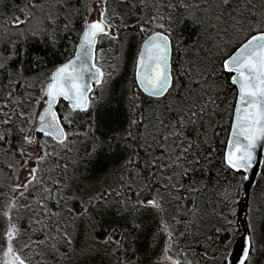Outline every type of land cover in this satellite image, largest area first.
<instances>
[{"label": "trees", "instance_id": "16d2710c", "mask_svg": "<svg viewBox=\"0 0 264 264\" xmlns=\"http://www.w3.org/2000/svg\"><path fill=\"white\" fill-rule=\"evenodd\" d=\"M90 1L67 0L62 7L66 18L60 21L63 25L60 31L55 35L21 38L11 57L3 59L0 56V136L5 137L0 140V166L7 165L9 156L19 158L25 149V137L32 117L21 115V108L28 99L41 95V89L49 82L52 72L74 54ZM263 1L251 0L250 4H245L244 0H239V3H234V7L243 8V12H234L231 17L226 14L227 22L219 26L216 32L209 19L207 24L210 23L211 29L207 25L208 29L204 28L199 18L195 17L206 18L204 10L209 9L213 0L205 5L198 4L196 0H158L138 23L121 28V36L134 33L138 42L135 39L129 41L122 71L108 85L102 103L92 105L88 113H76L79 122L92 125L93 134L104 142V146L92 157L76 165V176L91 177L99 171L123 164L125 171L141 169L144 182L149 183L153 178L154 188L160 187L158 166L165 157L162 149L164 134L166 125L173 121L180 133L176 140L182 146L177 176L185 189H181L180 202H184L186 194L194 195L196 211L203 207L201 214L209 215V211L214 210L221 200L236 196L244 175L227 167L224 153L237 89L231 84L230 74L223 71L222 65L228 56L260 29L264 12L259 6ZM26 2L30 0H0V46L3 45V31L9 18L16 16ZM143 4V0H108L107 8L111 14L118 5L134 10ZM241 14L245 19L241 18ZM155 32L168 35L173 48V86L163 98L145 95L134 75L136 54L143 41ZM103 38L106 37L100 39ZM66 108L69 109L68 104L61 101L58 111L65 126L63 116ZM192 112L196 115L192 116ZM162 114L163 119L160 118ZM126 130L128 134L124 135ZM36 136L40 139L48 137L41 134ZM154 171L156 174H153ZM53 178L62 184L66 179L64 168L56 171ZM135 187L124 184L117 201L125 196L138 200L143 192L137 194ZM57 189L53 184L48 196L43 199L47 205L44 212L48 213L43 219L52 230L63 227L64 220L68 218L63 202L65 199L63 196L61 200L56 198ZM250 200L248 215L252 208V217L260 213L259 219L252 221L246 214L249 237L255 244L252 257L255 264H264V165ZM229 204V212L233 211L234 215L233 231L239 233L240 200L236 197ZM100 210L97 214L98 224L101 227H114L120 239L128 242L134 253V258L127 261L123 256L124 249H119L117 257H111L113 264H163L167 261L164 256L166 247H170L180 264L208 262L206 252L216 239L215 228L206 232L204 224H201L200 236L195 237L196 232L187 230L169 246V238L164 243L163 233L157 229L159 214L155 209L145 207L136 212L132 205L126 210L121 207ZM38 212L42 214V210ZM250 221L255 229H251ZM3 228L4 220L0 217V241ZM79 264H111V260L101 254H88Z\"/></svg>", "mask_w": 264, "mask_h": 264}, {"label": "rangeland", "instance_id": "374dc122", "mask_svg": "<svg viewBox=\"0 0 264 264\" xmlns=\"http://www.w3.org/2000/svg\"><path fill=\"white\" fill-rule=\"evenodd\" d=\"M139 1L141 2V0ZM143 1L144 4L134 10L121 8L118 5L114 7L111 14H109L107 8L108 0L106 2L105 0H91L86 8L83 30L89 21L99 20L101 12L106 10L108 22L111 24L108 31L110 36L116 37L115 39L106 37L98 42V66H101L105 72L107 82L98 86L92 93L94 97L92 105L94 106L102 103L108 91V85L114 79V76L122 71L124 60L127 58L129 41L135 39L138 42V37L134 33H127L121 36L120 29L131 27L138 23L139 19L148 13L150 11L149 8L153 7L158 0ZM213 1L214 3L209 9L204 10L206 18L198 15L195 17L199 18L204 28L208 26L211 29L210 23L207 24L209 19L211 25H213V30L216 32V30L220 29L218 28L219 26L227 22V19L225 17L226 14L221 18L222 9L218 6L217 0ZM66 2L67 0H35L26 2L16 16L9 18V23L3 31L4 41L3 45L0 46L1 58L11 57L15 45L21 38L43 37L46 34L55 35L54 33L60 31L63 27L60 21L63 17L66 18V12L62 8ZM196 2L200 5H205L210 0H196ZM259 9L264 12V1L260 4ZM241 18L245 19V16L241 14ZM17 20L20 21L19 24L16 23ZM45 88L46 85L41 89L40 96L35 99H28L21 108V115L32 117L30 126L33 124L37 112L44 104ZM63 117H70L72 121L70 124L65 121L68 133L66 145L62 146L50 137L40 139L36 135H30L29 126L25 138L28 140V138L32 137L33 143L29 144L27 142L19 158L9 156L7 165L0 166V217L4 220L0 245L4 244L5 234L9 226L8 217L11 216L12 221L19 229L13 244L29 264H79L85 255L88 254L104 255L113 264L114 259L111 257H117L119 249H124V260L130 261L134 258L130 244L120 239L121 237L114 227H101L98 224L97 214L103 208L112 210L116 207H121L126 210L132 205H134L136 212H139V209L145 208L144 206H138L140 201L155 198L161 205L159 209H153L159 214L157 229L163 233L164 243L167 241V230L171 237H169L170 246L173 241L179 239L184 231H193L197 233L195 237L200 236V226L204 224V228L207 229L206 232H210L212 228H215L214 231L217 232L216 239L210 243L206 252L208 257L206 264H227L232 245L242 232L241 226L239 233L233 231L234 215L233 211L229 212L231 208L229 203L233 202L236 197L241 202L244 176L236 196L233 195V197L230 196L226 200H221L214 210L209 211V215L201 214L200 209H203V207L196 211L194 195L188 196L186 194V199L181 203V189L185 188L179 176H177V172L181 166L179 152L182 146L176 140L180 133L177 124L173 121L166 125L164 134L165 143L162 149L165 157L162 158V162L158 166L161 181L160 187L154 188L153 178H151L149 183L144 182L145 178L141 169L136 168L125 171L123 164L117 168L112 167L108 170L99 171L97 175L91 177L87 175L76 176V165L82 160L92 157L98 149L104 146V142L93 134L92 125L79 122L78 116L76 113H72L70 107L64 110ZM160 118L163 119L164 115L162 114ZM127 134L128 130L124 132V135ZM41 156L44 157L43 160L38 161L37 157ZM56 156H59V158ZM62 158L63 160H61ZM33 168L37 169L36 178L38 182L30 184L25 189L22 186L30 179L29 173ZM62 168H64L66 179L60 184L53 178V174ZM153 174H156V172L154 171ZM53 184L58 188L56 198L61 200L63 196V199H65L63 202L66 204L68 217L64 220L63 227L57 230H52L50 224L43 219L44 210L47 208L43 199L48 196L47 193ZM124 184L136 186L137 194L143 192L138 200L132 197L126 198L125 196L117 201L118 193H120ZM18 185L21 187L18 188ZM21 192L23 195H21ZM39 202H43L45 206L43 209L40 207ZM13 203L15 207H11ZM249 206L250 202L246 210L247 215ZM10 208L11 211H9ZM84 209H87V211L85 212ZM39 210H42V214L38 212ZM252 211L253 208L250 209L249 220L259 219L260 213L257 214L255 212L257 215L252 217ZM34 212L36 213L35 215H33ZM246 214L244 220L250 236ZM37 220H40L42 225H37ZM41 226L46 229V234L41 231ZM251 229H255L252 222ZM107 237H111V239L106 241ZM40 241L44 242L40 243ZM26 245L28 246L25 247ZM3 250V248H0V253ZM164 256L167 260L166 262L178 260L170 250V247H166ZM169 257L171 260L168 259ZM251 264H255L253 257H251Z\"/></svg>", "mask_w": 264, "mask_h": 264}, {"label": "snow or ice", "instance_id": "6c2138e0", "mask_svg": "<svg viewBox=\"0 0 264 264\" xmlns=\"http://www.w3.org/2000/svg\"><path fill=\"white\" fill-rule=\"evenodd\" d=\"M234 3H239V0H217L218 6L222 9L221 18L224 14L231 17L234 12H243L244 9L235 8ZM244 3L250 4L251 0H244ZM100 16L99 20L88 24L84 30L75 58L51 74L50 82L44 90L46 108L39 116L36 131L51 137L62 146L66 145L68 141V133L61 123V117L54 110L58 100L63 98L67 101L72 113H88L94 102V97L91 95L93 85L101 86L107 82L102 67L98 66V61L94 62V52L101 37L111 39L116 37L110 36L108 31L111 24L108 22L106 10L102 11ZM16 23L19 24L20 21L17 20ZM170 47V37L156 33L144 41L138 54L135 79L139 87L149 97H161L172 87V75L169 70ZM222 68L224 72L230 74L229 80L237 89L231 139L228 141V151L224 159L229 169L236 172H247L253 167L255 150L261 142H264V22L255 34L247 38L231 56L224 60ZM89 114L91 115V113ZM191 115L195 116L196 113L192 112ZM63 119L69 124L72 122L70 117ZM3 139L5 137L0 136V140ZM27 142L33 143L31 138H28ZM43 158V156L37 157V160L41 161ZM36 172V168L30 171V179L22 186L23 188L27 189L30 184L38 182ZM244 179L248 180L249 177L245 175ZM21 195H23L22 192ZM50 195L51 192H49ZM39 203L43 209L45 207L43 202ZM138 206L157 209L161 207L155 198L140 201ZM11 207H15V204L13 203ZM84 211L86 212L87 209ZM35 214L34 212L33 215ZM47 214L46 211L43 213V215ZM8 218L9 226L5 234V241L3 245H0V248L4 249L0 256V264H29L13 244L19 229L12 221V217ZM36 224L42 225V222L37 220ZM41 231L46 234V229L43 226H41ZM110 239L111 237H107L106 241ZM43 242L40 241V243ZM254 251L255 244L252 238L248 237L246 250L243 252L240 264H251ZM168 259L171 260L170 257ZM171 264H179V261H171Z\"/></svg>", "mask_w": 264, "mask_h": 264}, {"label": "water", "instance_id": "95a60500", "mask_svg": "<svg viewBox=\"0 0 264 264\" xmlns=\"http://www.w3.org/2000/svg\"><path fill=\"white\" fill-rule=\"evenodd\" d=\"M31 1H33V0H31ZM93 21H97V20L89 21L86 24L84 30L86 29L87 25L92 23ZM84 30H83V32H84ZM156 33H160V32L152 33L148 37H150L152 35H155ZM161 34H163V33H161ZM148 37L145 40H147ZM82 38H83V33H82V36H81V39H80L78 45L76 46V49H75V52H74L73 56L71 58H69L68 60H66L65 62L61 63L57 68L63 66L64 64L68 63L69 61H71V60H73L75 58L76 53L79 51V46H80V43L82 41ZM144 41H143V43L140 46L139 52H140V50L143 47ZM97 45H98V43L96 44V49H95V52H94V57H95L94 62H97ZM139 52H138V54H139ZM138 54H137V57H138ZM172 57H173V48H172V44H171L170 51H169V70H170V73L172 75V86H173ZM136 60H137V58H136ZM135 65H136V63H135ZM55 70L53 72H55ZM135 72H136V67H135ZM85 78L87 79V76ZM49 82H50V80H49ZM95 87L96 86L93 85V90L95 89ZM171 88H169L168 92L171 90ZM140 90L143 92L142 88H140ZM168 92L165 93L161 97H152V98H163V97H165L168 94ZM144 94L147 95L146 93H144ZM45 100H46V96H45L44 104H43L42 108L37 112V114L35 116V120L33 122V125L30 127L31 135H34L35 133L42 134L41 132L36 131V129L38 128L39 116L41 115V113L46 108ZM61 101H64V102H66L68 104L67 101L63 100V98H60L58 100V102L54 106V110L57 112V115L59 117H60V114L58 112V106H59V103ZM236 102H237V99H236ZM236 102H235V106H236ZM234 109H235V107H234ZM233 122H234V111H233V117H232L230 132H229V135H228V138H227V141H226L224 158H225V156L227 154V151H228V141L231 139V131H232ZM61 123L63 124L62 120H61ZM63 126H64L65 131H66V127H65L64 124H63ZM31 139H32V137H31ZM254 155H255V160H254V163H253V167L251 169H249L247 172H243L242 171L244 173V176L247 175L249 177L248 180L244 179L243 183H242L243 195H242V200L240 202V207H239V225L241 226L242 232H241L240 235L237 236V238L235 239V241H234V243L232 245L231 251H230V253L228 255L227 264H240L241 260L243 259V252L246 250V240L249 237V234H248V231H247V228H246V222L244 220V217H245V214H246V210H247L248 204H249L250 199H251L252 189H253L254 185L256 184L257 179H258V175H259V173L261 172V170L263 168V164H264V142H261V144L255 150ZM167 237L168 238L170 237L169 232H167ZM163 264H171V262H167V263H163Z\"/></svg>", "mask_w": 264, "mask_h": 264}]
</instances>
